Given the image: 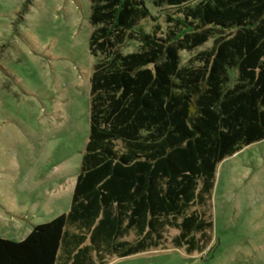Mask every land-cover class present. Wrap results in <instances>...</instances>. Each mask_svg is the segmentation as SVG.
<instances>
[{
	"label": "trees",
	"instance_id": "trees-1",
	"mask_svg": "<svg viewBox=\"0 0 264 264\" xmlns=\"http://www.w3.org/2000/svg\"><path fill=\"white\" fill-rule=\"evenodd\" d=\"M163 1L161 31L141 26L148 0H90L97 61L70 207L0 237V264H107L160 246L168 229L174 247L203 251L217 165L264 138V0Z\"/></svg>",
	"mask_w": 264,
	"mask_h": 264
},
{
	"label": "rangeland",
	"instance_id": "rangeland-1",
	"mask_svg": "<svg viewBox=\"0 0 264 264\" xmlns=\"http://www.w3.org/2000/svg\"><path fill=\"white\" fill-rule=\"evenodd\" d=\"M166 29L171 9L148 0ZM90 0H0V237L20 240L32 226L68 211L89 134ZM212 38L181 63L209 49ZM127 41L124 52L138 49ZM229 85L237 77L230 68ZM54 203V205H52ZM202 252L171 243L114 257L107 264H264V138L224 158L216 168Z\"/></svg>",
	"mask_w": 264,
	"mask_h": 264
},
{
	"label": "crops",
	"instance_id": "crops-1",
	"mask_svg": "<svg viewBox=\"0 0 264 264\" xmlns=\"http://www.w3.org/2000/svg\"><path fill=\"white\" fill-rule=\"evenodd\" d=\"M52 205H54V203H52ZM59 215V214H58ZM57 216V215H56ZM28 234V233H27Z\"/></svg>",
	"mask_w": 264,
	"mask_h": 264
}]
</instances>
